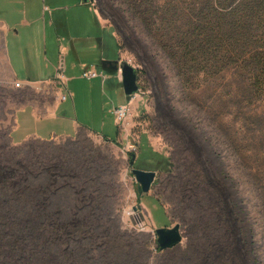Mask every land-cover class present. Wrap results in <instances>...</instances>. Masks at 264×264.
Listing matches in <instances>:
<instances>
[{
    "label": "rangeland",
    "instance_id": "rangeland-1",
    "mask_svg": "<svg viewBox=\"0 0 264 264\" xmlns=\"http://www.w3.org/2000/svg\"><path fill=\"white\" fill-rule=\"evenodd\" d=\"M43 1H33L30 17L26 19H35L33 23L38 27L46 25V39L56 53L59 44L72 47L83 37L87 42L77 44L78 53L72 50L63 56L64 76L68 77L66 88L70 93L64 101H60L61 90L56 81L16 86L17 81L12 78L9 67L0 62V142L6 139L8 132L14 144L35 137L29 136L18 143L13 140L12 131L19 116L31 111L43 117L56 101L60 102L56 118L45 120V127L39 130L43 138L53 134H57L54 140L64 138L74 132L76 124L98 133L83 130L80 136L99 146L110 157V169L115 178L114 213L118 215L122 229L145 234L149 251L146 264H154L161 255L156 250L155 228L180 223L184 233L180 219L171 216L173 204L167 203H172L170 188H165L169 157L172 163L182 166L192 161L223 203L226 219L237 238L239 263L254 264L248 244H241L238 236L243 235L249 243L252 230L256 234L255 241L264 232L260 194L264 179L252 175L257 167L264 170V160L258 165L253 160L256 158L252 159L261 157V153L264 155V122H243L244 111L233 101L225 102L219 111H213L208 85L215 78L205 70L189 72L182 69L179 55L183 56V53L179 47L190 43V38L195 39V52L185 57L194 64L222 51L228 64L221 76H224V88L228 92L233 85L226 83L227 78L236 76L232 66V59L237 58L235 53L256 47L259 44L256 37L244 42L237 37H223L215 44L204 35L197 37L196 34L205 31L208 21L218 25L219 11L212 6V0H93V4L81 5L79 0H45L48 5L60 6L50 12L44 11ZM94 7L101 19L111 26L104 25ZM0 17L16 23L20 20L7 0H0ZM50 21L54 26H50ZM227 33L230 34L226 30L225 35ZM231 35L237 36L236 33ZM229 41L235 44L227 48ZM60 59L57 53L53 61L46 62L45 69L55 73ZM120 61L137 69L138 90L129 97L123 92ZM19 65L25 71L23 74L29 72L30 80H41L51 74L44 70L45 75H41L40 69L26 63ZM91 65L102 76L83 77L84 68ZM18 76L21 78L22 72ZM126 97L130 113L124 124L118 125L111 109L124 103ZM239 129L241 133L235 134ZM79 130L77 128L76 133ZM21 132L18 130L14 139ZM100 134L117 138L116 143L104 141ZM234 136L237 139L233 140ZM130 152L136 154L133 165ZM133 167L157 173L147 193L138 194ZM156 196H160L165 207L155 199ZM185 241L184 236L181 244Z\"/></svg>",
    "mask_w": 264,
    "mask_h": 264
},
{
    "label": "trees",
    "instance_id": "trees-1",
    "mask_svg": "<svg viewBox=\"0 0 264 264\" xmlns=\"http://www.w3.org/2000/svg\"><path fill=\"white\" fill-rule=\"evenodd\" d=\"M212 6L219 11L218 25L208 21L197 37L204 35L213 44L223 37L242 42L256 37L259 44L235 53L236 76L227 78L226 83L233 85L228 92L221 76L228 64L222 51L190 63L185 58L195 52V39L190 38V43L179 47L183 53L179 64L189 72L205 70L215 78L208 85L213 111L233 101L244 111L243 122H264V0H212ZM226 30L230 34L225 35ZM233 44L229 41L226 47ZM119 46L121 50L120 42ZM78 128L74 136L59 140L31 137L14 144L8 132L0 142V264H146L145 234L122 229L114 213L110 157L80 136L83 130L96 132L83 125ZM101 136L116 143L117 138ZM132 155L136 157L130 152V160ZM258 156L252 157L254 163L264 160L262 153ZM169 160L165 188H170L172 203H167L173 204L171 216L184 225L186 241L167 250H160L156 242L161 255L154 264H240L237 238L217 192L194 162L182 166ZM252 175L264 179V170L257 167ZM155 199L165 205L160 196ZM255 235L252 230L248 243L240 234L238 241L248 244L254 264H264V232L258 241Z\"/></svg>",
    "mask_w": 264,
    "mask_h": 264
},
{
    "label": "crops",
    "instance_id": "crops-1",
    "mask_svg": "<svg viewBox=\"0 0 264 264\" xmlns=\"http://www.w3.org/2000/svg\"><path fill=\"white\" fill-rule=\"evenodd\" d=\"M7 1L8 3L12 4L15 14L17 16H20V20L19 22L16 23V22H12V20L8 18L0 17V62L6 63V65L9 67L12 78L16 79L17 82H21L22 84H33V83L56 81V83L59 85L61 92H63L64 91L63 88H66V81L68 77L64 76V84L63 85L60 84V82H58L57 79V71L54 73V72H49V69L48 70L45 69L48 66L46 62L53 61L54 57L58 53V55H60V57L62 58L60 59L59 66L62 65L63 70H65L66 67L64 66L63 56L66 55V52H70L72 50L75 53H78V51L76 50L77 44H84L85 42H87V40L84 39L83 37L78 40V43L77 42L74 43V46L72 45V47L68 45L62 46V44H59L56 53V49L52 47V43L51 42L49 43V41L46 39L47 38L46 25H40L38 27L33 23L35 19L32 20L26 19V17H30V11H31V7L34 6V2H33L34 0H7ZM78 3L80 5L85 4L82 2V0H79ZM90 3L93 4V2ZM58 8H60V6H51L46 3H44L43 5L44 11H48V12H50L51 9H58ZM94 9L96 10L99 16L96 7H94ZM100 20L104 23V25L111 26L110 23L105 22L103 19H101V17ZM49 24L50 26L52 25L54 26V23L52 21H50ZM113 32L117 38L115 31ZM41 61L42 62L44 61V65L43 64L41 65ZM20 63H26L29 64L31 67H36L40 69V71L42 72L41 75H45L43 74L45 72L44 70H46V72L48 71V73L51 74H47V78L41 80L40 79L30 80L28 74L29 72L26 71V74L25 73L23 74L24 70L21 69V65H19ZM90 67H94V66L91 65ZM85 69L86 68H84V70ZM19 72H22L21 78H19L20 76H18ZM100 75L102 76V74H99L98 76ZM120 79H121V72H120ZM59 103H60L59 101H56L53 107L52 106L50 108L48 107L49 113H47V115L43 117H38V115L35 112L33 113L31 111L29 112L28 115H24V116L20 115L17 120L16 126L12 131L13 140L18 143L20 141H23L29 136L43 138L44 136L40 134L39 130L42 129V127H45V124L43 123L45 120H52L56 118V109ZM126 103H128V97H126V101L122 104L120 103V105ZM28 123H33L34 126H30V124L27 125ZM79 126L80 125L76 124V128L74 132L67 135H73ZM18 130H22V132L21 134H19L18 138L14 139V134ZM55 135L57 134H53L49 138H52Z\"/></svg>",
    "mask_w": 264,
    "mask_h": 264
},
{
    "label": "water",
    "instance_id": "water-1",
    "mask_svg": "<svg viewBox=\"0 0 264 264\" xmlns=\"http://www.w3.org/2000/svg\"><path fill=\"white\" fill-rule=\"evenodd\" d=\"M87 4L93 2V0H82ZM119 70L121 72L122 88L125 96H131L138 90L137 83V69L131 66L126 61H120ZM135 155L131 156L130 163L133 165ZM132 173L135 176L137 182V192L139 195L147 193L150 190L151 185L156 179L157 173L154 171H144L137 168H132ZM136 209V207H134ZM156 242L160 250L171 249L182 241V232L179 223H175L173 226H162L155 228Z\"/></svg>",
    "mask_w": 264,
    "mask_h": 264
},
{
    "label": "built area",
    "instance_id": "built-area-1",
    "mask_svg": "<svg viewBox=\"0 0 264 264\" xmlns=\"http://www.w3.org/2000/svg\"><path fill=\"white\" fill-rule=\"evenodd\" d=\"M98 75H99V73L97 72V70L94 67H89L82 72V76L86 77L88 79L97 77ZM57 79H58V82H60V84H62V85L64 84V70H63L62 65H60L59 68L57 69ZM15 84H16V86H20L22 83L16 82ZM63 90L64 91L61 92V95H60V101H64V100L68 99V96H69L66 88H63ZM129 110H130L129 104H123V105L115 106L111 109V113L113 114L115 122L118 125L124 124L127 116L130 113Z\"/></svg>",
    "mask_w": 264,
    "mask_h": 264
}]
</instances>
